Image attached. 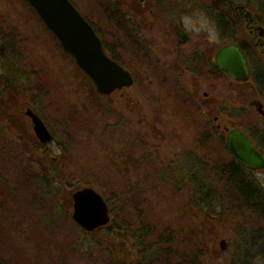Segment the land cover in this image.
Returning a JSON list of instances; mask_svg holds the SVG:
<instances>
[{
  "label": "rangeland",
  "instance_id": "374dc122",
  "mask_svg": "<svg viewBox=\"0 0 264 264\" xmlns=\"http://www.w3.org/2000/svg\"><path fill=\"white\" fill-rule=\"evenodd\" d=\"M157 1L72 0L134 75L132 88L107 98L98 95L30 5L0 0V260L5 264H113L102 247L106 236H93L72 216V193L92 185L111 214L99 229L112 227L127 236L136 259L133 233L139 227L153 233L140 264H264V222L228 184L225 168L234 158L214 122L226 114L220 122L238 127L249 90L224 78L222 90L213 93L194 80L199 92L187 99L183 62L165 53H177L190 35H177L182 14L198 9L218 25L217 16L229 4L168 0L161 12ZM229 2L259 15L255 0ZM117 5L143 31L139 46L118 29ZM234 21L239 23L234 34L219 32L210 48L247 35L243 23ZM205 38L193 35L198 43ZM158 54L164 58L159 65ZM205 90L210 96L204 99ZM26 108L53 133L48 145L38 143ZM58 162L64 187L54 197L44 173ZM144 249L153 257L142 262Z\"/></svg>",
  "mask_w": 264,
  "mask_h": 264
},
{
  "label": "water",
  "instance_id": "95a60500",
  "mask_svg": "<svg viewBox=\"0 0 264 264\" xmlns=\"http://www.w3.org/2000/svg\"><path fill=\"white\" fill-rule=\"evenodd\" d=\"M32 7L48 30L55 36L66 52L88 77L98 95L111 96L115 91L133 87L134 76L105 52L104 44L91 23L70 0H24ZM245 16L246 27L257 26L264 34V26L257 24V15L245 6H237ZM217 65L228 72L234 80L247 82L250 77L247 59L237 46H225L216 54ZM26 114L34 124L39 141L48 144L53 135L45 122L30 108ZM230 150L237 160L249 169H262L264 156L259 154L251 140L237 129L228 132ZM73 194V218L87 232L104 228L111 219L109 205L96 187H85ZM221 249H227L222 240ZM0 264H5L0 260Z\"/></svg>",
  "mask_w": 264,
  "mask_h": 264
},
{
  "label": "flooded vegetation",
  "instance_id": "af4514ba",
  "mask_svg": "<svg viewBox=\"0 0 264 264\" xmlns=\"http://www.w3.org/2000/svg\"><path fill=\"white\" fill-rule=\"evenodd\" d=\"M129 1L132 3L134 0ZM158 1V3H155V5H159L158 9L161 12L167 10L166 4L168 0ZM209 1L211 2V0ZM229 1L230 0H224V3L226 5H229L227 6V11L221 13V16L225 18V22L220 23L218 25L216 24L218 31L221 33L222 36L234 34V32H232L234 27L236 25H239V23L234 20L238 19L239 22H242L245 27L247 34L245 37L236 38L234 36V38H228L227 40L225 39L224 42L222 44H219L218 46H215L214 44V47H217L216 50L214 49V47L210 48L213 45V40H209L206 37L205 39L207 40L205 42L203 41V43H198L193 41V35H188L187 37L185 36L184 38H182L179 45L181 49H178L177 53H173V51H167L165 53L168 55L166 57H168L169 59L172 60V58L177 57L180 62H183V72L186 76L185 79L187 82L190 83V90L188 91L186 88V92L188 93V95L186 94V97L187 99L191 100L193 99L195 91L194 80L204 82L207 87L210 86L209 89L211 90V92L217 91L218 93L222 90L224 78H231L232 80H234L228 72L221 70L217 65L216 54L220 50H222V48H224L225 46H237L241 49L245 59H247L248 69L250 72V77L248 81L242 82L234 80L235 84L237 82L238 85L243 86L246 89L248 88L249 90L248 94L245 93L244 96H248V101L250 102L247 107L242 108L244 109V111L241 112V116H239V119L241 120L240 124L238 125V127H230L227 124L221 123L220 119L224 120V118H227L226 114H220L219 116L215 117L214 122L217 124L216 127L218 129L223 130L226 134V140L224 145L226 146L228 152L234 158L231 161H235L236 164L241 165L242 171L245 172L246 175H249L251 177L252 182H246L244 184L247 189L245 199L249 200L245 203L247 204V207L250 210V214H252V216H255L256 214L257 218L264 222V185L260 184L256 178L257 172L264 173V167L262 169H249L236 159L235 155H233L230 150L229 144H227L228 132L231 129H237L245 136H247L249 140L254 143L257 152L264 156V66L262 65V60L264 61V34H261V31L258 29L257 26L251 28L246 27L245 16H243L239 9H236V6H234L233 2ZM139 3L141 5H145L146 0H139ZM118 4L121 5L120 2ZM116 7L117 18L119 22L122 25H125L128 21H130L134 29H137L139 31L138 24L137 22L133 21L132 16L126 13V11L120 10L118 5ZM169 16L167 18H169ZM257 24L262 25L261 22L258 20ZM183 33L187 35V33H185L181 28L180 31L177 32L178 37L183 35ZM189 49H193L194 51L192 50V52H189ZM161 57L158 54L154 58L155 63H157V65L161 64L162 59H164ZM197 91L199 92V90ZM203 92L204 99L210 96V92H208V90H205ZM222 109L223 108H221L219 111H221ZM230 165L231 162L226 164V166L228 167L227 170H229ZM252 199H254L255 202L259 204V207L255 208L252 207V204H248L252 202Z\"/></svg>",
  "mask_w": 264,
  "mask_h": 264
},
{
  "label": "trees",
  "instance_id": "16d2710c",
  "mask_svg": "<svg viewBox=\"0 0 264 264\" xmlns=\"http://www.w3.org/2000/svg\"><path fill=\"white\" fill-rule=\"evenodd\" d=\"M255 2H256L255 3L256 8L258 9V14L260 15L259 20L264 25V0H255ZM217 18H218L217 22L219 24L225 22L224 21L225 18L222 17L221 15H218ZM117 22H118V29L120 27L121 32L124 33L123 35L124 38H126V40L131 39L132 44L136 43V45L139 46L141 44V41H143L142 38H145L143 31H141L140 29L139 31L137 29L135 30L132 23H130V21H128L127 24L122 25L117 18ZM95 29L100 34L103 44H105L106 53L109 54V56L113 60L125 66L123 56L116 55L115 52L110 49L109 44L104 39L102 33L98 31L97 27H95ZM60 164H61L60 162L53 163L52 165L49 166V170L47 171V173H44L45 174L44 183L50 187V194L54 195V197H55V194L56 195L59 194L62 190V187H64V185L62 184L63 178L61 176L59 178V174H58L61 168ZM225 169H226L225 173L228 176V184L229 185L231 184L232 187H234V190L236 191L237 195L241 197V199L243 198V201L248 202L249 200L245 199L247 189L244 186V184L246 182H252L251 177L249 175H246V173L242 171L241 165L236 164L235 161L231 162V165L229 166V170H227L228 167ZM39 176H40L39 174L34 175V178H38ZM248 204L249 205L252 204V207H255V208L259 207V204H257L254 199H252V202ZM151 234L153 233H151L148 227L147 228L139 227V230L133 233V240L135 241L136 248H138L140 252L142 251L141 250L142 248L147 247L148 238H150ZM92 235L93 236L99 235L100 238L101 237L105 238L106 236L105 240L103 241L102 247L104 248L106 252H108V255L112 257L113 264H140V252L138 254L139 255L138 258L136 259L135 255L133 254L132 245H130L129 238L125 235H121L120 232L116 228L114 229L112 227H109L107 228V230L98 229L94 231ZM150 247H151V244L149 248ZM146 250L148 249H144L142 252V255H143L141 259L142 262L147 261L150 256L153 257L152 252L151 251L147 252Z\"/></svg>",
  "mask_w": 264,
  "mask_h": 264
},
{
  "label": "clouds",
  "instance_id": "9594fccd",
  "mask_svg": "<svg viewBox=\"0 0 264 264\" xmlns=\"http://www.w3.org/2000/svg\"><path fill=\"white\" fill-rule=\"evenodd\" d=\"M177 23L182 30L190 35H205L209 40H219V31L215 21L201 10H193L182 14ZM256 178L258 182L264 185V173L257 172Z\"/></svg>",
  "mask_w": 264,
  "mask_h": 264
}]
</instances>
